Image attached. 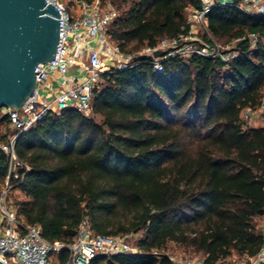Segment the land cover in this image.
Listing matches in <instances>:
<instances>
[{"label":"trees","instance_id":"trees-1","mask_svg":"<svg viewBox=\"0 0 264 264\" xmlns=\"http://www.w3.org/2000/svg\"><path fill=\"white\" fill-rule=\"evenodd\" d=\"M100 1L120 12L109 36L125 54L187 34L188 12L201 8L200 0ZM207 31L222 45L241 39L239 56L228 65L169 59L162 73L140 58L103 75L92 116L68 109L21 134L15 149L29 170H17L8 193L24 196L14 204L18 220L39 227L50 244L71 245L84 222L95 236L141 235L139 254L92 264H175L164 254L169 244L203 264L261 254L255 220L264 216V125L249 127L242 113L264 97V15L216 5ZM250 34L258 36L254 48ZM0 126L12 127L2 110ZM8 174L0 151V196Z\"/></svg>","mask_w":264,"mask_h":264},{"label":"built area","instance_id":"built-area-1","mask_svg":"<svg viewBox=\"0 0 264 264\" xmlns=\"http://www.w3.org/2000/svg\"><path fill=\"white\" fill-rule=\"evenodd\" d=\"M59 12V42L55 60L38 65L36 87L25 107L19 110L3 109L9 116L17 134L7 143H0L2 151L9 159V174L4 191L0 196V262L3 264H92L98 256H134L139 254L131 235L95 236L88 222H84L77 238L71 245L48 243L41 235L39 227L27 225L18 220L15 210L8 205L10 179H18V169L29 170L17 156L16 141L37 122L50 114H58L72 109L86 117L93 115L94 93L100 89L102 77L106 73L125 71L135 66L140 58H150L156 73L163 72L162 63L169 59H190L194 56L221 60L230 64L239 52L225 49L212 39L207 31V16L216 5H234L248 14L264 15V0H200L201 8L191 10L187 18L190 28L187 34L174 39L160 40L155 47H145L139 52L125 54L109 36V28L119 17V12L111 5L102 6L100 0H45ZM199 26V27H198ZM202 31V34L199 32ZM207 35V36H206ZM204 36L208 40L204 39ZM251 47L258 42L256 34L247 36ZM241 39L235 41L239 42ZM164 52V57L155 58L156 52ZM245 118L264 125V97L257 109L245 110ZM66 253V262H55V258ZM175 264H203L192 260ZM249 264H264V248Z\"/></svg>","mask_w":264,"mask_h":264},{"label":"water","instance_id":"water-1","mask_svg":"<svg viewBox=\"0 0 264 264\" xmlns=\"http://www.w3.org/2000/svg\"><path fill=\"white\" fill-rule=\"evenodd\" d=\"M60 16L45 0H0V110L24 108L33 96L38 65L55 60Z\"/></svg>","mask_w":264,"mask_h":264},{"label":"rangeland","instance_id":"rangeland-1","mask_svg":"<svg viewBox=\"0 0 264 264\" xmlns=\"http://www.w3.org/2000/svg\"><path fill=\"white\" fill-rule=\"evenodd\" d=\"M233 0H227V2H231ZM109 5V4H107ZM111 7H113L114 9H116L114 6L111 5ZM191 14V10L188 12L187 17H189ZM120 15V12H119ZM199 27V26H198ZM200 31V30H198ZM200 34H202V31L199 32ZM236 44L237 42H232L229 43L227 45H222L225 49H229V50H234L236 48ZM246 112L243 111L242 113V119L249 125V127H259L261 125H263L261 123V121L259 120H255L253 123H250L246 120L245 114ZM4 115H6V113H4ZM12 134L13 133V128L12 127H7V126H0V136H2L3 134ZM8 200V205L10 207H12L14 209V204L17 201H21L24 200V196L19 194L18 192H14L13 196L10 195V197L7 199ZM255 225L257 227V229L261 232L264 233V216L259 217L255 220ZM141 235H132L131 241L132 243H135L136 240H138V238H140ZM165 255L169 256V258L178 260V261H188V260H192L195 261L197 263H202V257L198 254H195L194 252H192L191 250H187L183 247L177 246L175 244H169L167 251L164 253ZM56 262V260H55ZM234 264H249V258H238L235 257L234 258Z\"/></svg>","mask_w":264,"mask_h":264}]
</instances>
